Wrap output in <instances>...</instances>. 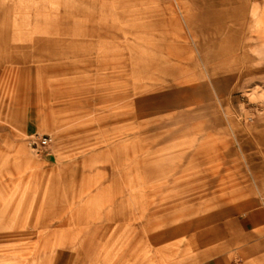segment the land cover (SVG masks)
I'll return each mask as SVG.
<instances>
[{"label":"rangeland","instance_id":"374dc122","mask_svg":"<svg viewBox=\"0 0 264 264\" xmlns=\"http://www.w3.org/2000/svg\"><path fill=\"white\" fill-rule=\"evenodd\" d=\"M250 215L228 264H264V0H0V264H201Z\"/></svg>","mask_w":264,"mask_h":264},{"label":"crops","instance_id":"0c3cea01","mask_svg":"<svg viewBox=\"0 0 264 264\" xmlns=\"http://www.w3.org/2000/svg\"><path fill=\"white\" fill-rule=\"evenodd\" d=\"M257 226H259L257 218L252 215L236 218L233 220L232 224H230V222L225 223L220 231V239H216L219 242H207L205 245L206 247H210L214 246V243H216L217 246H221L226 250L222 251L220 258H215V256L212 255L202 260L201 264H228L229 258L227 254L229 253L231 245L233 246L245 238L248 235V232L254 230Z\"/></svg>","mask_w":264,"mask_h":264},{"label":"built area","instance_id":"2783aa9c","mask_svg":"<svg viewBox=\"0 0 264 264\" xmlns=\"http://www.w3.org/2000/svg\"><path fill=\"white\" fill-rule=\"evenodd\" d=\"M51 142L50 136L31 137L30 145L35 154L45 153Z\"/></svg>","mask_w":264,"mask_h":264},{"label":"bare ground","instance_id":"6f19581e","mask_svg":"<svg viewBox=\"0 0 264 264\" xmlns=\"http://www.w3.org/2000/svg\"><path fill=\"white\" fill-rule=\"evenodd\" d=\"M21 151V158L23 159V161H25L26 160V158H25V151L22 149V150H20Z\"/></svg>","mask_w":264,"mask_h":264}]
</instances>
